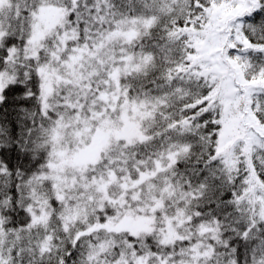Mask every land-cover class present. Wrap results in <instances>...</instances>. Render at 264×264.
Masks as SVG:
<instances>
[{
  "label": "snow or ice",
  "instance_id": "obj_1",
  "mask_svg": "<svg viewBox=\"0 0 264 264\" xmlns=\"http://www.w3.org/2000/svg\"><path fill=\"white\" fill-rule=\"evenodd\" d=\"M0 264H264V0H0Z\"/></svg>",
  "mask_w": 264,
  "mask_h": 264
}]
</instances>
